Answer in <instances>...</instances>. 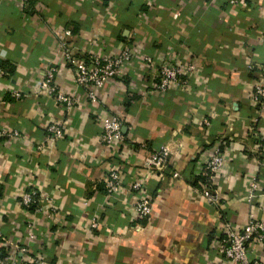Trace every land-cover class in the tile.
Instances as JSON below:
<instances>
[{
  "label": "crops",
  "instance_id": "obj_1",
  "mask_svg": "<svg viewBox=\"0 0 264 264\" xmlns=\"http://www.w3.org/2000/svg\"><path fill=\"white\" fill-rule=\"evenodd\" d=\"M263 29L264 0H0V128L22 136L0 139V258L25 247L27 259L46 264H233L222 253L224 225L264 218V99H253L264 83ZM63 43L79 58L126 47L133 58L97 102L67 109L37 91L51 67L60 91H82ZM187 60L197 65L189 85L160 91L161 63ZM110 115L120 117L124 136L111 149L99 142ZM54 122L68 133L52 143L46 128ZM162 148L169 167L148 174L145 162ZM215 151L227 159L214 181L220 206L199 193ZM112 170L124 189L110 195ZM139 175L154 198L141 220L126 188ZM254 176L260 189L249 203ZM30 189L53 197L54 218L23 206ZM249 252L264 264V244Z\"/></svg>",
  "mask_w": 264,
  "mask_h": 264
},
{
  "label": "built area",
  "instance_id": "obj_2",
  "mask_svg": "<svg viewBox=\"0 0 264 264\" xmlns=\"http://www.w3.org/2000/svg\"><path fill=\"white\" fill-rule=\"evenodd\" d=\"M25 2L26 0H21ZM231 4H238L239 0H230ZM70 35V31L66 32ZM264 39V29L261 33ZM64 46V59L66 63H70L75 68L74 82L82 91L77 94H65L59 90L55 83V75L57 69L51 67L45 70L41 76V82L38 86V93L48 96L55 100L57 104L65 106L67 109H72L78 105L86 103L94 104L97 102L98 92L108 83L109 80L119 77L122 74L124 67L131 63L133 51L126 47L117 55H107L100 57L98 55H89L87 57H75V55ZM141 60L146 66L154 63V58L143 55ZM196 62L187 60L186 62L163 61L158 73L157 88L165 92L168 88L176 86L178 88L187 87L189 79L196 71ZM0 73L2 69L0 68ZM11 96L15 99L23 97L22 92L11 90ZM253 99L256 104L264 99V83L256 85L254 89ZM208 125V121H205ZM101 135L99 142L107 148L119 146L124 141L123 124L120 117L110 115L101 123ZM68 128L65 122H54L46 128L47 139L56 142L63 139L68 133ZM21 134L16 130H8L0 128V139L15 140L21 138ZM227 159L219 152L215 151L206 161V172L209 175V183L200 191V195L205 199L210 206H220L222 197L219 189L215 186V178L224 170ZM170 165V153L167 148L153 153L145 162V170L149 172L164 173ZM260 165L263 167L264 163ZM174 174V177H177ZM147 176L139 175L126 187L127 190L136 195V200L133 204L134 215L137 220L146 219L152 213L153 196L147 190ZM105 190L108 194H118L124 187L121 181V175L118 170H112L104 182ZM260 189L259 176H254L247 189L246 200L250 203L256 197ZM21 203L24 207L30 208L37 205L36 211L43 212L47 209V217L52 219L56 215L54 207V199L50 195H40L37 190H27L20 196ZM42 203H45L44 207ZM91 229L99 228V221L93 218L90 224ZM225 234L224 244L222 246L223 255L233 264H261L260 261L253 259L249 252V247L255 243L264 244V218H257L253 214L250 215L248 223L239 229H234L230 224H225L223 227ZM33 233H29V237H33ZM28 249L17 247L14 253H9L0 258V264H46L45 261L36 259H27Z\"/></svg>",
  "mask_w": 264,
  "mask_h": 264
},
{
  "label": "trees",
  "instance_id": "obj_3",
  "mask_svg": "<svg viewBox=\"0 0 264 264\" xmlns=\"http://www.w3.org/2000/svg\"><path fill=\"white\" fill-rule=\"evenodd\" d=\"M36 207H37V205H34V206L30 207L29 209L36 210Z\"/></svg>",
  "mask_w": 264,
  "mask_h": 264
}]
</instances>
